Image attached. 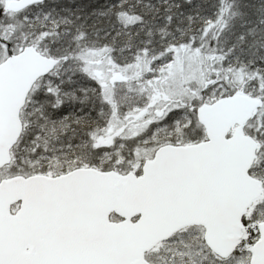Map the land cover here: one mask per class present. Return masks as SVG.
Segmentation results:
<instances>
[{
  "label": "snow or ice",
  "instance_id": "6c2138e0",
  "mask_svg": "<svg viewBox=\"0 0 264 264\" xmlns=\"http://www.w3.org/2000/svg\"><path fill=\"white\" fill-rule=\"evenodd\" d=\"M0 264H264V0H0Z\"/></svg>",
  "mask_w": 264,
  "mask_h": 264
}]
</instances>
